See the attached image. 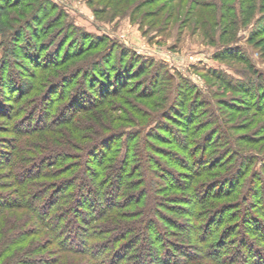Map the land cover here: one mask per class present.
Returning <instances> with one entry per match:
<instances>
[{"label":"trees","instance_id":"16d2710c","mask_svg":"<svg viewBox=\"0 0 264 264\" xmlns=\"http://www.w3.org/2000/svg\"><path fill=\"white\" fill-rule=\"evenodd\" d=\"M88 1L90 4L92 1H101L103 7L110 5L126 11L132 8L133 13L159 0ZM243 1L237 16L240 17L243 26L248 25L251 20H256L255 31L251 33L248 41L260 48L264 54V0ZM134 2L136 3L131 5ZM180 2L183 5L188 4L189 7L195 6V10L214 8L211 5H202L207 4L202 0ZM47 7H49L47 0H0V33L8 30L11 32L3 34L2 40L14 39L18 49L27 55L28 45L24 43L27 42L26 39L30 40V35L29 33L24 35L22 30L30 29L29 23L45 13L44 9ZM103 7L101 9L95 7V14H102L105 11ZM52 8V11L49 10L44 15V18L50 17L49 30L60 26L63 17L58 13L51 19L52 13L56 10L55 6ZM172 8H169L171 12ZM12 10L15 14L9 15V11ZM219 11L220 9L213 16L219 17L223 22L227 20V23L223 24L219 40L227 43L224 46H229L230 40L224 39L228 37V33L234 31L238 24L237 19L234 18V11L231 9L224 15ZM189 13L191 11L187 9L186 15ZM95 38V45L90 43L86 48L76 50L72 57L62 61L60 65L57 64L58 61L53 60L36 67L41 71L37 73L48 74L42 77L43 82L36 79V84L8 75L11 63L6 52L0 62V82L5 84L6 91L11 93V96L15 95L18 100L9 108L8 113H0L10 120L8 131L15 136L12 139L10 156L0 152V171L5 172V179L10 180L12 184L10 189L8 185H0V218L6 210H11L9 212H16L14 219L21 220L15 229L10 227L2 229L0 226V263L11 254L7 264H44L25 260L29 256L25 257L30 244L34 246L36 254H42L46 250L43 243L33 240L29 244L28 241L32 236L42 234L50 240L51 246H56L62 253L59 260L48 259L47 264H58L61 261L72 264L73 256L88 258L89 264H264V199L260 202L262 205L257 202L252 206V210L256 211L253 215L250 207L246 208L244 205L249 196L252 198L260 196L259 188L254 191L257 195L254 192L251 195V192L255 184L258 186L262 183L264 187V179L261 181L255 179L258 177V170L261 174L264 172L262 171L264 163L261 165L258 162L264 160L263 158L259 160L255 154H247L242 150L241 143H246L249 138L233 136V132L243 127L232 123L236 111L249 112L253 116L264 118V73L252 70L257 82L255 89L232 87L237 90L235 92L243 95L244 99L240 105L242 107L231 102L229 104L219 102L218 105L223 108L220 112L210 106L211 97L201 98L199 93H194L193 98H187L190 91L186 85L178 83L174 87L173 85L166 87L162 80L160 81L159 75H156L149 84L142 87L145 91L137 97L150 102L152 108L143 111L136 103L127 102L124 95L132 94L135 86L130 79L137 80L139 76L146 74L145 68L132 75L131 71L141 64L137 61L132 62L129 53L123 47L117 57L114 50L119 48V45L113 40L110 41L107 36ZM103 46L107 47V51L104 49L102 53L108 52L104 63L108 68H103L96 61L84 68L86 74L91 72L95 79L99 75L106 80V84L108 83L106 92L94 100V103L89 102L79 107L80 99L83 97L76 98L78 91L71 89V93L74 92L75 95L72 94L66 100V97H63L65 90L59 93L60 97L62 95V101H65L64 108L59 109L60 100L57 102L55 94L50 97V90L29 110H25L26 102L14 107L42 89L41 84L50 83V78L57 76L52 74L53 70L72 58L100 51L99 47ZM240 55L238 52L225 51L216 55V59L242 61L243 57ZM29 58H33V55ZM127 59L129 63L127 68L131 67L122 76L117 72L115 62L118 60L119 63H125ZM246 65L249 69L252 68V65L248 63ZM33 78L38 77L36 75ZM119 78H122L120 82ZM223 84L227 85L224 81ZM115 85L118 88H114ZM225 87L227 89L229 85ZM2 95L1 89L0 99ZM74 98L79 101L74 102ZM113 98L119 101V105L116 103L110 105L111 101L108 100ZM206 106L209 111L204 109ZM45 107L47 109H44ZM173 108H177L178 112L175 111L176 113L168 116ZM155 109L160 111L152 115ZM199 109L203 111L199 113ZM118 110L121 111V115L115 114ZM224 110L230 113L226 114ZM57 111L59 113L53 115ZM159 113L162 115L157 117ZM200 114L206 116L205 121L195 123ZM239 116L242 117L241 114ZM148 117L150 121L162 119L163 125L165 122L168 123V120L173 124L179 122V126L182 127L180 131L159 127L155 136L178 152V155L169 158L173 167L187 172L186 177L179 173L176 177L172 169L173 172L167 169L162 177L165 184L161 189L149 179L145 166L138 164L131 167L132 156L139 157L138 163L145 161L153 168L162 166L160 162L156 165L157 160L153 155L150 157L145 152L151 151L162 156L166 151L150 143L151 134L141 136L140 131H135L141 123L139 121ZM244 121L253 122L245 117ZM33 122L41 125L28 130L20 128L24 123L33 125ZM123 125L132 126V130L126 131L125 128H121ZM122 136H125V139L120 143L118 138H123ZM121 145L124 146L123 154L117 157L116 150H120ZM141 167L146 173H137ZM142 184L145 185L146 192L140 190ZM124 187L136 190L133 194L138 196L129 199L126 194L121 193ZM169 191H181L180 195H189L180 199L183 206H188L184 212L189 219L183 226L164 215L160 199L155 196L159 192ZM120 198H123V201ZM225 199L229 201L217 206L212 203ZM102 205L105 206L101 208ZM131 207L135 209L121 212L123 208ZM19 210L28 212L25 215L27 218L22 217L26 218L25 220L19 217L21 215ZM80 216L81 224L78 225ZM31 221L39 227L41 233H34L31 230L26 234L21 233L25 232V225ZM168 227L171 230L178 229L179 235L185 233L187 237L183 240L185 243H171L168 240L170 232ZM188 229L189 234L186 233ZM20 245L28 246L15 249ZM35 258L38 259V256Z\"/></svg>","mask_w":264,"mask_h":264},{"label":"rangeland","instance_id":"374dc122","mask_svg":"<svg viewBox=\"0 0 264 264\" xmlns=\"http://www.w3.org/2000/svg\"><path fill=\"white\" fill-rule=\"evenodd\" d=\"M47 1L49 2V7L44 9V12L47 13L49 12V10L52 11V6H55L56 10L52 13L51 19L52 16L61 13L63 17L60 26L58 25L49 30L48 25L51 26V24L48 22V20H50V17L44 18L45 13L40 14L38 18H34V20L29 23V25L31 26L30 29H28L29 31L27 29L22 30L24 35H27V33H29L30 35V40L26 39L27 42L24 43L28 45V49L26 50L27 55L24 53V51L23 54L21 49H18V47L15 45L16 42L14 39L11 38L2 40L3 34L7 35L11 33L9 30V33H0V62L2 61V58L5 57L4 55L6 52L8 56L7 59L11 63L10 73L8 72V75H12L20 80H28L34 82V84H36V79H38L40 82H43L42 77L48 74L37 73L40 70H37L36 67H40V65L42 64L45 65L53 60L58 61L57 64L60 65L61 63H63L62 61H65L67 60V58L72 57L75 54L76 50L80 48H86L90 43H92V45H95V37L107 36L110 41L113 40L117 43V45H119V48H115L114 50L117 57L120 53L119 51H121V47H123L125 51L129 53L128 56L130 57L129 59L132 60V62L137 61L138 64H141L140 67H138L137 65L134 70L131 71L132 75L137 74V72L141 70V68H145L146 74H142L138 77L137 80H134L135 78L130 79L135 88L133 87L132 94L124 95V98L127 102L136 103L138 105V108H143V111H147L149 110V108H152L149 104V101L138 99L137 97H139L138 95L144 93L145 90L142 87L145 84H149V81H152L153 76L156 77V75H159L160 81L162 80V84L166 87H170L172 85L174 87V85L178 83L186 85L185 87L190 91V94L187 95V98H193L194 93H199L201 98H205L207 96L211 97L209 98V102L211 104L210 106H212V108L216 111L220 112L223 110V108L222 106L218 105L219 102H225L227 104L231 102L233 103V105H242V99H244L243 95L235 92L237 90L232 87L243 86L245 88L251 87L252 89H255L257 82L256 76L255 74H253V71L264 73V54L261 52L260 48L252 43H249L248 41L251 33L255 31L256 20H251L248 25L243 26L241 24L240 17L237 16L239 13L240 5L244 2L243 0H202L207 3L202 5H211L214 8H198V10H195V6L191 5V7H189V5L186 3L183 5V1L179 3L180 0H159L152 5L141 7L139 10H135L133 11V13L132 8L126 11L124 9L120 10L110 7V5L107 7H103L101 1H92V4H90L88 0ZM135 3L136 2L131 5H134ZM95 7H98V9H101L103 7L105 8V11L102 14H95ZM170 7H173L171 9L172 12L169 10ZM187 9H190L191 11V13H189L188 15H186ZM218 9H220L219 13L221 15L229 13L228 10L231 9V11H234V18L237 19L238 24H236V26L234 27V31L230 34L228 33V37H225L224 39L230 40L229 46H224L227 43L219 40L224 28L223 24L227 23V20L223 22L219 17L215 18L213 16L215 15L214 13L218 11ZM170 13H172V15H170ZM13 14H15L13 10L9 11V15ZM14 27L16 28V26ZM19 30H21V28H19ZM35 33L40 35L37 36L35 35ZM35 36L36 38L34 39L33 37ZM99 49L101 52L94 51L93 53H91V55L88 53L84 54V56H81L80 58H72L68 60L66 64L64 63L57 69L53 70L52 74L57 76L51 77L50 83L41 84L42 89H40L38 92H35L33 95H29V98L23 99L14 107L21 106L24 102H26L27 107L25 108V110H29L33 107V104L44 97V94L48 93L47 91L50 90V97L52 94H55L54 97L55 99H57V102L60 100L58 102L59 109H61L62 107L64 108L65 106V101H62L61 98L62 95L61 97L59 96L60 91L62 92L65 90L66 92L63 97H66V100L74 93H71V89H76L78 91L76 94V98L79 96L83 97V99L79 98V107L85 106L89 102L94 103V100L98 99L103 93L106 92L105 89H107L108 83L106 84V80L104 81V79L99 75H97L95 79L93 75L90 74L91 72H87L86 74L84 72V68H86V66H90L93 61H96V63L99 62L100 66L105 69L108 68L104 66V63L106 61L105 57L108 52L102 53L104 49V51H107V47L103 46L102 48L99 47ZM225 51L241 53L240 56L243 57V60H217L216 55L222 54ZM32 55L33 58H29ZM127 62L128 59L125 63H119L118 60L117 62H115L117 63V72L122 76H124L123 73L125 71H128L131 67L130 66L129 68H127V64H129ZM246 63L252 65V68L249 69ZM35 73H37L36 75L38 78H33L34 76H36ZM59 77H61V79H59ZM6 79L7 77H5L4 83L7 82ZM112 80L113 79L111 78L110 81L112 82ZM120 80H122V78H119L118 82H120ZM223 81L227 83V85H229V88L226 89L225 86L227 85L223 84ZM14 84L13 88L15 87ZM0 85H2L0 86V91L1 89L3 90V95L0 99V113H8V111L10 110L9 108H11L12 105L18 100H16L15 95L11 96V93L6 91L5 84L0 82ZM6 85L11 86L10 84ZM113 87L118 88L117 85ZM110 89H112V87ZM67 94L70 95L67 96ZM175 96L176 94L174 95V98ZM76 98H74V102L79 101ZM108 101H111L110 105L115 103L116 105H119V101H117V99L115 98ZM44 109L47 108L45 107ZM97 109L100 110V108ZM204 109L209 111V108H207V106L204 107ZM158 111L160 110L155 109L154 111H152V115H155L156 113H158ZM175 111L178 112V109H171L168 116L176 113ZM201 111H203V109H199V113ZM224 111L226 114L230 113L227 110ZM58 113V111L54 112L53 115H57ZM160 113L157 115V117L162 115ZM115 114L121 115V111L118 110L115 112ZM143 114L144 113H141V115ZM240 114L242 115V117L239 116ZM65 115L69 116V114ZM233 116L234 118L232 123L243 127H240V130L233 132V136H243L244 139H246V136H248L249 138V143L248 141L246 143H241L242 150L247 154H255L256 156H258L259 160H261V158H263L262 160H264V118L256 115L253 116V114L249 112L239 113L237 111L235 114H233ZM81 117H83V115H81ZM244 117L247 119L250 118L251 120H253V122L244 121ZM177 119L179 120L180 118L177 117ZM197 119L198 120L195 123H199V121H205L206 116L200 114ZM9 121L10 120L8 119V117H0V152L2 154H8L10 156V154L12 153L11 147H13V144L11 146V143L13 137L15 136L13 134H9L8 129L11 123ZM181 121L183 123L185 122V120ZM139 122L141 123L135 128V131H140L141 136L151 134L152 139H150V143L157 146L158 149L160 148L163 151H166V153H164V155L162 154V156H158V154L155 155L151 151L145 152L148 156L153 155V157L157 160L155 162L156 165L159 162L162 163V168H153L145 161L138 163L139 157L137 156H132L131 167L137 166L138 164L145 166L147 168L146 171L149 179L153 181L158 189H161V187H163V185L165 184L162 177L167 169H172L174 172L172 170L171 171L175 174L176 177L178 173L186 177L187 172H182L176 167L174 168L173 164L169 162V158H171L173 155H178V152L174 151L172 147L168 145V143L164 142V140L155 138L156 134L158 133L159 127H169V129H172L173 131H180L182 127L179 126V122H174L176 124H173L170 120H168V123L165 122V125H163L164 121L162 119L150 121L149 117L143 118ZM39 125H41V123L35 124L33 122V125H27L26 123H24L20 125V128L28 130L33 129ZM131 127L132 126L130 125H123V127L121 128H125L126 131H131ZM124 133L126 132L124 131ZM122 137L123 138H118L120 143L121 140L123 141L125 139V136ZM151 144L149 145L151 146ZM123 149L124 146L120 148V150H116L115 155L118 157L123 154ZM152 149L154 150L153 147ZM258 162L261 165H263L264 163L263 161ZM137 171V173H146V171H143L142 167ZM262 171H264V168H262ZM263 173L264 172H262L261 174V172L258 170V177L255 179H260V181L264 179ZM4 175L5 172L0 171V185H8L10 189L12 184L10 180L5 179ZM258 186L257 184L253 186L254 190L251 192V195L259 188L260 192L258 195L260 196L257 198H252V196H249L247 202L244 204L245 207H250V212L252 215L253 213H256L255 209L252 210V206L257 202H263L264 199V187H262V183ZM144 187L145 185L142 184L140 190L146 192ZM9 189L7 190V192L10 191ZM121 193L126 194L125 196H127L129 199H133L134 197L138 196L133 194L136 193V190H128V187H124L123 192ZM181 193V191H169L162 193L159 192V194L155 196L160 199V203L164 208V215L168 217V219H174L177 224L183 226L188 222L189 219V217L185 216L184 212L186 211L185 209H187L186 207L188 206H183V203L180 202V199L188 197L189 195H180ZM254 194L257 195V192H254ZM120 199L123 201V198ZM117 201L119 202V200ZM225 201L229 200L225 199L213 201L212 203L217 206L221 203H224ZM127 203H129L128 200ZM260 205L262 204L260 203ZM104 206L105 205H102L100 207L103 208ZM134 209V207L126 209L123 208L121 212H128L129 210L132 211ZM9 211L11 210H6L3 217L0 218V226L2 229H7V227L15 229L18 222L21 221H17V219H14L16 213L15 211ZM19 211V213L21 214L19 215V217L21 216V219L22 217H26L25 215L28 214L26 210ZM81 219L82 217L80 216L78 225L81 224ZM38 228L39 227L35 226L34 222L31 221L25 225V232L21 233L26 234L30 230L34 233H41L39 232ZM168 229L170 231L168 240L171 241V243H185L183 242L186 237L185 233L184 235H179L178 229L171 230L169 227ZM43 232L47 233L46 231ZM186 233L189 234L190 229L186 230ZM33 240H35L37 243H43L44 246H46V250H44V253H35L33 249L34 246H31L30 244V242ZM28 241L30 246L28 247L29 252L27 253V255H25V257L29 255L27 258H25L26 261H33L36 263L41 262L47 264L48 259H52L53 261L56 259L59 260V257L62 255V253L57 250L56 246H51L50 240L42 234L32 236L28 239ZM28 245H20L15 249H21V247H26ZM9 256H11V254H9ZM37 256L38 259L35 258ZM40 257L44 259H40ZM7 259L4 258L0 264H7ZM61 262H58V264H67L64 261ZM72 262V264H89L88 258H85L83 256H73Z\"/></svg>","mask_w":264,"mask_h":264}]
</instances>
